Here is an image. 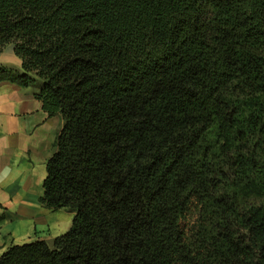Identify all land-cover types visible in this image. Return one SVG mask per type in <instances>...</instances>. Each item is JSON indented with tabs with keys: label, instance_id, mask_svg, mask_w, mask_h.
Here are the masks:
<instances>
[{
	"label": "trees",
	"instance_id": "trees-1",
	"mask_svg": "<svg viewBox=\"0 0 264 264\" xmlns=\"http://www.w3.org/2000/svg\"><path fill=\"white\" fill-rule=\"evenodd\" d=\"M63 125L0 264H264V0H0V52Z\"/></svg>",
	"mask_w": 264,
	"mask_h": 264
},
{
	"label": "crops",
	"instance_id": "crops-1",
	"mask_svg": "<svg viewBox=\"0 0 264 264\" xmlns=\"http://www.w3.org/2000/svg\"><path fill=\"white\" fill-rule=\"evenodd\" d=\"M12 45L0 52V66L20 68ZM37 88L0 82V255L11 245L50 242L66 233L73 214L44 208L39 198L45 165L63 125L35 98Z\"/></svg>",
	"mask_w": 264,
	"mask_h": 264
},
{
	"label": "rangeland",
	"instance_id": "rangeland-1",
	"mask_svg": "<svg viewBox=\"0 0 264 264\" xmlns=\"http://www.w3.org/2000/svg\"><path fill=\"white\" fill-rule=\"evenodd\" d=\"M72 218V217H71Z\"/></svg>",
	"mask_w": 264,
	"mask_h": 264
}]
</instances>
